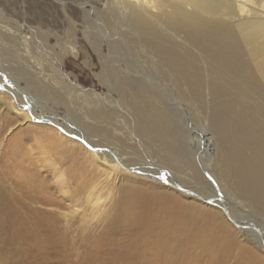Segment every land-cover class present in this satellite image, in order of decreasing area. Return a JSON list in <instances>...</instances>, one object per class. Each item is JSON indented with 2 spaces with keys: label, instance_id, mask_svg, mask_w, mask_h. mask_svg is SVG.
Returning <instances> with one entry per match:
<instances>
[{
  "label": "bare ground",
  "instance_id": "bare-ground-1",
  "mask_svg": "<svg viewBox=\"0 0 264 264\" xmlns=\"http://www.w3.org/2000/svg\"><path fill=\"white\" fill-rule=\"evenodd\" d=\"M88 1L93 5L115 8L124 20L119 19L138 33L155 59L159 73L174 86L178 97L189 101V107L195 110L197 117L207 114L211 120L210 128L225 147L212 173L219 180L224 194L241 197L264 219V0ZM64 3L63 0H39L38 9L43 17L31 12L32 19L45 26L51 21L44 16L60 8L69 10L73 18L80 19L82 14L87 18L86 9L68 7ZM103 14L111 24L120 22L113 12L103 11ZM5 33L0 31V40L4 43H20L18 37ZM94 40L92 45L98 47L94 43L99 39ZM131 63L134 68L142 66L133 60ZM17 72L26 79V72ZM104 76L129 106L141 139L156 144L152 154L158 158L159 164L171 169L176 176L181 170L191 172L188 178L180 179L181 182L166 183L181 186L184 191H180L184 193L216 203L211 200V193L205 190L209 188V182L188 158L187 150L177 143L180 134L173 129L176 120L161 106V94L143 82L128 93L127 79L115 70ZM10 77L0 70L1 87L2 80L13 84ZM27 81L31 85L33 80ZM17 89L20 92V87ZM34 89L40 95H51L49 88L42 83H37ZM52 98L61 99L55 93ZM28 105L31 106V102ZM31 115L36 116L32 110ZM85 116L92 121H86ZM25 117L31 119L29 114ZM73 118L81 128L64 124L66 132L96 149L91 155L108 164L109 177L125 173L126 169L136 172L135 169L154 165L126 154L125 138L114 134L113 123L103 111L74 113ZM202 130L204 137L200 141L204 142L205 148L201 158L205 165L215 152L211 147L213 135L210 136L205 128ZM112 146L114 150H111ZM78 159L79 154L75 156L74 164ZM169 171L165 169L166 176L172 175ZM145 172L149 173L148 170ZM7 175L0 183L1 222H17L20 229L26 222H32V249L30 252L27 249L26 253L33 258L48 253L51 258L59 259V264H69L72 256L78 257L82 253L81 248L85 247L91 234L90 230L81 228L80 223H75L83 221L61 210L68 206L66 201L79 208L74 196L62 186L60 195L50 194L52 185H46L44 180L36 182L34 179L29 183ZM142 176L145 183L156 178ZM190 179L205 188L200 192L185 188L192 183ZM129 181L120 185V196L112 209V216L106 218L102 236L91 241L96 249L94 258L106 260L110 256V261H119L113 264H264L263 256L245 242L230 236V227L216 211L197 213L193 205L168 191L144 182ZM229 216L242 227V222L232 212ZM61 222H72V225ZM261 225L264 230V221ZM247 230V235L264 248V236H255L254 230ZM18 234L22 236L23 233ZM17 252L24 254L25 250L18 249Z\"/></svg>",
  "mask_w": 264,
  "mask_h": 264
},
{
  "label": "rangeland",
  "instance_id": "rangeland-1",
  "mask_svg": "<svg viewBox=\"0 0 264 264\" xmlns=\"http://www.w3.org/2000/svg\"><path fill=\"white\" fill-rule=\"evenodd\" d=\"M38 2L39 0H0V31H6L5 34L9 31L7 35L18 37L20 42L6 44L5 41L0 40V70L7 73L8 77L11 76L13 82L11 85L2 80L3 87L0 83V183L2 177L6 178V174L7 177L24 179L29 183L34 179L36 182L44 180L46 185H52L50 194L60 195L59 190L62 186L63 190L74 196L79 208L73 204L69 205L66 201L68 206L61 210L71 213L74 219L83 221L75 223L78 225L80 223V227L86 231L90 230L91 234L85 247L81 248L82 253L78 257L72 256L68 260L69 264L119 262L110 261V256L106 260L94 258L96 249L91 241L102 236L106 221L112 216V209L120 196V185L129 180L135 183L144 182L148 186L168 191L179 197L181 201L193 205L197 213L202 214L204 210L216 211L220 219L230 227V236L245 242L253 251L264 257V248L246 232L247 229L254 230L255 236H264L261 225L264 221L263 217L255 213L241 197L224 194L219 180L212 173L221 155L224 154L225 147L212 127L210 128V118H207L205 113L197 117L195 110L189 107V101L178 97L174 86L166 82L159 73L155 59L147 51L138 33L125 21L119 19L123 18L115 8H106L103 4L93 5L88 0H63L64 5L68 7L86 9L87 18L83 14L80 19L73 18L69 10L60 8L53 12L49 11L44 18H49L51 22L42 26L39 20H33L31 15V12L40 16L43 14L38 9ZM103 11L113 12L118 16L116 20L120 22L111 24ZM96 38L99 40L94 44L98 47L93 46L91 42ZM132 60L137 65H142L140 69L133 67ZM18 70L26 72L25 80L18 74ZM112 70L127 79L128 93L134 91L143 82V85H148L151 90L161 94V106L176 120L173 129L180 134L177 143L187 150L188 158L209 182V188L205 190L211 193V200L216 203L206 202L166 183L174 180L181 182L180 179L188 178L191 172L181 170L177 173L179 176H176L171 169L159 164L158 158L152 154L156 144L141 139L133 123L129 106L104 78L105 73ZM10 78L8 80H11ZM31 78L33 81L28 85L27 80ZM37 83L46 85L51 95L36 93L34 87ZM18 87L21 89L20 92ZM54 93L61 99H53ZM28 100L31 106L28 105L30 103ZM31 110L34 111L36 118L31 115ZM90 110H100L109 115L114 134L125 138L123 146L127 155L131 158L144 159L154 165L135 169L138 170L136 172L134 169H126L125 173L109 177L108 164L101 158L100 161L95 160L91 155L96 149L88 147L83 139L71 135L70 132L67 133L64 125L69 124L71 128L73 126L79 128L73 118L74 113L83 114ZM26 114H29L31 119H27ZM85 119L92 121L88 116H85ZM204 128L210 136L213 135L211 147L215 152L210 162L205 161V165L201 158L205 148L204 142L200 141V138L204 137L202 130ZM114 148L112 146L111 150ZM213 150L211 149L210 152ZM76 154H79V159L74 164ZM206 156L209 158L208 155ZM143 169L148 170L149 173ZM165 169L170 170L172 175L166 176ZM142 175L156 176V178L155 181L145 183ZM185 188L200 192L205 187L192 181ZM220 198L223 200L217 203ZM229 212L242 222V227L230 219ZM71 223L61 222L69 226L72 225ZM30 226L32 222H26L23 229H20L17 222L0 220V264H59V259L51 258L48 253L38 258L26 253L27 249L28 252L32 249L33 230ZM256 228L263 234H260ZM19 232L23 233L22 236L18 234ZM18 249H24V254L17 252Z\"/></svg>",
  "mask_w": 264,
  "mask_h": 264
},
{
  "label": "water",
  "instance_id": "water-1",
  "mask_svg": "<svg viewBox=\"0 0 264 264\" xmlns=\"http://www.w3.org/2000/svg\"><path fill=\"white\" fill-rule=\"evenodd\" d=\"M176 188H178L179 190H183L184 191V189L181 186H176Z\"/></svg>",
  "mask_w": 264,
  "mask_h": 264
}]
</instances>
